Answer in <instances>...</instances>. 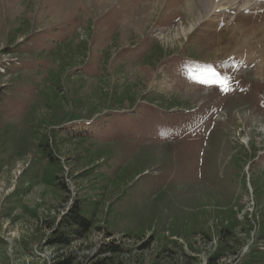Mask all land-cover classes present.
I'll use <instances>...</instances> for the list:
<instances>
[{
	"label": "rangeland",
	"instance_id": "rangeland-1",
	"mask_svg": "<svg viewBox=\"0 0 264 264\" xmlns=\"http://www.w3.org/2000/svg\"><path fill=\"white\" fill-rule=\"evenodd\" d=\"M202 1L0 0V264H264V65L208 46L240 0ZM97 192L87 237L47 246Z\"/></svg>",
	"mask_w": 264,
	"mask_h": 264
},
{
	"label": "trees",
	"instance_id": "trees-1",
	"mask_svg": "<svg viewBox=\"0 0 264 264\" xmlns=\"http://www.w3.org/2000/svg\"><path fill=\"white\" fill-rule=\"evenodd\" d=\"M46 141H49V138L46 136ZM49 143L47 144V146ZM51 159L54 160V158H50V163H55L51 161ZM55 167L54 173L61 172L62 167H57L55 164L52 165ZM60 170V171H59ZM91 173V172H90ZM89 174V172H88ZM51 177H53L56 180V176L53 174H50ZM91 176V175H90ZM53 179V181H54ZM46 182H49L48 179H44ZM49 180V181H47ZM101 180H106V177L102 178ZM100 181V179H98ZM59 186H62L63 184L58 183ZM58 186V185H56ZM66 190V188H65ZM98 196L95 197H89L87 199L76 201L75 205L70 208V210L67 212V214L62 217V219L58 222V224L53 229V235L50 239L46 242L47 246L53 247L55 249L59 250H65V248L70 247L73 242L83 240L87 237V234L93 230L96 227V214L99 208V204L103 203L102 198L104 197V193L97 192ZM248 217H246L247 219ZM250 223V221H247ZM251 228L253 229L252 223H250ZM234 229V228H233ZM225 232L229 235H231L232 241L238 242L239 239L235 237V235L232 233V230L230 229H224L221 231L222 236L225 235ZM108 238L112 237V234L110 232L106 233ZM237 238V239H236ZM229 243V245L221 247L216 253L214 259H222L226 255V251L229 252L230 250H235L237 246H234L233 244ZM102 252L103 254L107 255L106 257L97 260L95 264H119L116 262V258L125 250L117 244L114 243H107L102 246ZM236 251H233L231 255H236ZM63 254V255H62ZM57 257V259L54 261L53 264H82L81 260L77 261V257L75 256L74 252L71 253H62ZM230 255V254H229Z\"/></svg>",
	"mask_w": 264,
	"mask_h": 264
},
{
	"label": "bare ground",
	"instance_id": "bare-ground-1",
	"mask_svg": "<svg viewBox=\"0 0 264 264\" xmlns=\"http://www.w3.org/2000/svg\"><path fill=\"white\" fill-rule=\"evenodd\" d=\"M212 1L213 0L202 1L204 5L208 3V6H206L208 11L217 8L220 1L228 0ZM238 5L242 6L241 12L237 17L238 23L241 24V28H236V31H234V29H228L225 33L216 31L214 33L217 34L216 39L212 42L210 41L208 46L212 49L219 50L221 55L231 54L234 59L250 58L254 61H259L261 63L260 66L264 65V0H240ZM221 6L225 7V5ZM233 9L234 8H229V11ZM206 23L207 20L203 22V24Z\"/></svg>",
	"mask_w": 264,
	"mask_h": 264
},
{
	"label": "snow or ice",
	"instance_id": "snow-or-ice-1",
	"mask_svg": "<svg viewBox=\"0 0 264 264\" xmlns=\"http://www.w3.org/2000/svg\"><path fill=\"white\" fill-rule=\"evenodd\" d=\"M209 71L211 72L212 77L216 78V80L219 82V86L221 87L222 91H226V84H227V80L228 78L224 77L221 78L219 73H216L214 70L209 69Z\"/></svg>",
	"mask_w": 264,
	"mask_h": 264
},
{
	"label": "crops",
	"instance_id": "crops-1",
	"mask_svg": "<svg viewBox=\"0 0 264 264\" xmlns=\"http://www.w3.org/2000/svg\"><path fill=\"white\" fill-rule=\"evenodd\" d=\"M245 225H246V227H245V234L248 236H251V233L253 232V229L251 228V226H250V223L249 222H247L248 220L247 219H245ZM233 228H235V226H233ZM232 228V233L235 235V237L237 236L236 235V232L234 233V229ZM263 240H264V238H263Z\"/></svg>",
	"mask_w": 264,
	"mask_h": 264
}]
</instances>
